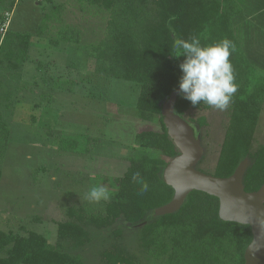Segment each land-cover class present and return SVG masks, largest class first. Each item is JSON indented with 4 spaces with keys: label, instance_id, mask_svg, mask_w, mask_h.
Listing matches in <instances>:
<instances>
[{
    "label": "trees",
    "instance_id": "obj_1",
    "mask_svg": "<svg viewBox=\"0 0 264 264\" xmlns=\"http://www.w3.org/2000/svg\"><path fill=\"white\" fill-rule=\"evenodd\" d=\"M78 1L107 13L103 36L87 43L83 41L81 29L66 24L50 42L55 46L74 45L94 61V72L105 79L139 83L136 100L139 117L158 122L160 129L147 128L136 133L139 152L129 159L124 173L115 178V198L105 201L102 207L90 203L69 207L67 218L57 223L55 242L34 230L22 234L0 229V264H89L82 251L92 243L93 231L108 230L113 240L110 247L100 253L103 264H142L138 254L124 242L126 226L138 228L139 247L145 255L166 264H244L245 250L253 238L251 227L223 220L216 196L195 190L189 193L178 211L153 215L156 208L173 199L175 191L163 179L168 160L149 152L157 150L167 158L179 153L161 116L163 104L179 88L182 76L179 65L185 59L183 55L173 56L176 54L172 47L174 41L197 36L203 46L227 38L236 47L229 59L239 87L229 104V123L212 174L228 177L248 159L245 190L257 191L263 186L264 145L257 149L253 145L264 108V69L251 60L253 55L243 42L240 1ZM0 3L3 4L2 23L7 13H12L16 0H0ZM54 8L59 11V6ZM47 20L45 16L44 21ZM8 28L9 25L6 32L1 33L0 42V182L11 137L7 118L14 109L12 92L5 89V81L8 74L21 72L23 64L29 60L32 44V34L11 32ZM43 29L40 25V35ZM253 36L255 38V32ZM201 104L193 106L179 95L175 112L184 118L189 109L199 108ZM199 122L204 125L206 120L201 117ZM195 132L197 134L196 128ZM61 146L67 151H77L78 141L63 139ZM137 173L149 185V190L143 194L141 184L133 179Z\"/></svg>",
    "mask_w": 264,
    "mask_h": 264
},
{
    "label": "rangeland",
    "instance_id": "obj_2",
    "mask_svg": "<svg viewBox=\"0 0 264 264\" xmlns=\"http://www.w3.org/2000/svg\"><path fill=\"white\" fill-rule=\"evenodd\" d=\"M54 6H59V11ZM107 16L78 0H16L8 29L32 34V44L21 72L8 74L5 81L14 109L7 118L11 137L0 182L2 230L22 234L34 230L55 242L57 223L67 218L69 207L83 203L103 206V200L95 203L86 199L91 188L103 186L110 193L109 200L115 198V178L139 152L136 133L160 129L158 122L139 117V83L105 79L94 72V61L74 45L50 42L66 24L81 29L84 42H96L103 36ZM40 25L44 27L42 35L38 33ZM2 38L0 32V42ZM206 105L202 102L199 108L189 109L184 118L197 129L204 148L196 168L212 174L230 108L221 111ZM201 117L206 120L204 125L199 122ZM63 139L77 140V151L61 146ZM260 145H264V108L253 147ZM149 152L170 159L160 151ZM112 240L109 230L93 231L92 243L82 251L84 259L89 264H103L100 253ZM124 242L142 264H166L142 252L138 228L126 226Z\"/></svg>",
    "mask_w": 264,
    "mask_h": 264
},
{
    "label": "water",
    "instance_id": "obj_3",
    "mask_svg": "<svg viewBox=\"0 0 264 264\" xmlns=\"http://www.w3.org/2000/svg\"><path fill=\"white\" fill-rule=\"evenodd\" d=\"M179 97L173 91L163 104L161 116L168 136L179 153L170 158L163 172L164 181L174 188L173 199L154 210V216L178 211L187 196L198 190L219 199V215L225 221L250 225L253 238L245 250L244 264H264V184L257 191H246L244 175L249 160L244 159L235 172L219 177L196 168L204 154L201 139L193 125L175 112Z\"/></svg>",
    "mask_w": 264,
    "mask_h": 264
},
{
    "label": "clouds",
    "instance_id": "obj_4",
    "mask_svg": "<svg viewBox=\"0 0 264 264\" xmlns=\"http://www.w3.org/2000/svg\"><path fill=\"white\" fill-rule=\"evenodd\" d=\"M175 57L183 55L184 61L179 65L182 76L179 80L178 94L197 106L201 102L221 111L225 110L238 91L235 83V70L229 57L235 52L233 41H222L203 45L197 36L185 40L177 38L173 45ZM141 184V194L149 190V185L139 174L133 176ZM89 202L108 201L110 193L103 186L93 187L86 195Z\"/></svg>",
    "mask_w": 264,
    "mask_h": 264
},
{
    "label": "crops",
    "instance_id": "obj_5",
    "mask_svg": "<svg viewBox=\"0 0 264 264\" xmlns=\"http://www.w3.org/2000/svg\"><path fill=\"white\" fill-rule=\"evenodd\" d=\"M241 5V19L243 42L252 53L253 59L259 67L264 69V0H239ZM249 29V33H247ZM255 32V38L253 36ZM255 44L254 49L252 46ZM252 58V57H251Z\"/></svg>",
    "mask_w": 264,
    "mask_h": 264
},
{
    "label": "built area",
    "instance_id": "obj_6",
    "mask_svg": "<svg viewBox=\"0 0 264 264\" xmlns=\"http://www.w3.org/2000/svg\"><path fill=\"white\" fill-rule=\"evenodd\" d=\"M7 15H8V17H7L6 21L0 23V32L1 33H5L6 32L7 27L9 25V22H10V15L8 13H7Z\"/></svg>",
    "mask_w": 264,
    "mask_h": 264
}]
</instances>
